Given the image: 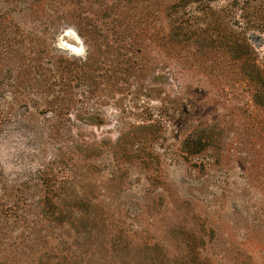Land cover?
Listing matches in <instances>:
<instances>
[{
  "label": "rangeland",
  "instance_id": "1",
  "mask_svg": "<svg viewBox=\"0 0 264 264\" xmlns=\"http://www.w3.org/2000/svg\"><path fill=\"white\" fill-rule=\"evenodd\" d=\"M263 15L0 0V264H264V113L225 44L264 64Z\"/></svg>",
  "mask_w": 264,
  "mask_h": 264
},
{
  "label": "trees",
  "instance_id": "2",
  "mask_svg": "<svg viewBox=\"0 0 264 264\" xmlns=\"http://www.w3.org/2000/svg\"><path fill=\"white\" fill-rule=\"evenodd\" d=\"M252 9H261V6L253 7ZM241 11L243 9L240 8ZM263 13V10H260ZM242 19L244 16H240ZM252 22V23H251ZM239 26L237 23H233V25ZM245 27L248 28L249 31H260L264 32V15L256 21H245ZM247 38H238L234 37V35L230 34L228 40H226L225 44H231L230 48L235 56L233 59H238L240 61V72L243 78L247 81L248 90L252 95L253 102L260 110L264 113V64L259 63L254 52V49H251L248 44H246ZM202 144L200 140H194L189 143V154H196L199 148H201ZM0 190L5 189V185L2 180V176L0 175ZM4 197H0V201H3ZM10 223L9 227L0 232V244L8 243L11 238L16 239L18 228ZM15 229L17 232L12 231L10 229ZM8 233L9 236H8ZM14 236V237H13Z\"/></svg>",
  "mask_w": 264,
  "mask_h": 264
},
{
  "label": "flooded vegetation",
  "instance_id": "3",
  "mask_svg": "<svg viewBox=\"0 0 264 264\" xmlns=\"http://www.w3.org/2000/svg\"><path fill=\"white\" fill-rule=\"evenodd\" d=\"M72 49H77V47H76V46H74V45H72Z\"/></svg>",
  "mask_w": 264,
  "mask_h": 264
}]
</instances>
